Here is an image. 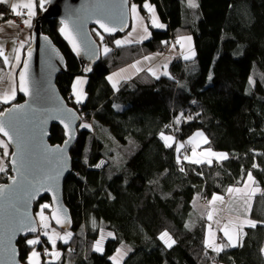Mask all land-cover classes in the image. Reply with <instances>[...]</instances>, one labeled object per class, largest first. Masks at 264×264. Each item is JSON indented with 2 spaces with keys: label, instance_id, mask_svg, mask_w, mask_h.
Here are the masks:
<instances>
[{
  "label": "trees",
  "instance_id": "trees-1",
  "mask_svg": "<svg viewBox=\"0 0 264 264\" xmlns=\"http://www.w3.org/2000/svg\"><path fill=\"white\" fill-rule=\"evenodd\" d=\"M133 1L146 14L145 0ZM147 1L155 4L166 27H151L150 40L127 47L114 43L124 34L104 35L101 42L93 30L102 51L97 62L85 67L91 68L89 72L61 36V23L42 21L43 32L68 60L67 71L57 77L64 98L69 101L78 76L88 79L86 101L78 110L93 117L97 133L81 127L77 132L71 150L73 170L64 184L73 225L61 231L72 235L66 243L56 240L55 246L63 252L60 259L46 256L42 264L50 260L52 264H115L110 258L120 248L126 251L120 264H264V0H198L197 7H190L189 0ZM40 2L38 17L43 12ZM184 33L194 35V60L177 56L169 73L158 79L144 71L119 90L110 84L107 77L112 72L165 48ZM106 44L111 49L108 54L103 52ZM250 78L255 83L250 84ZM22 101L19 93L0 112ZM179 113L192 119L176 123ZM199 130L206 133L210 148L227 153L228 158L213 159L212 165L182 159L177 163V143ZM162 132L174 134L177 141L172 147L165 146ZM51 134L52 143L65 141L62 127L54 126ZM248 172L261 192L245 211L226 193L229 187L244 185ZM214 193L226 196L224 205L217 202L222 213L255 223L247 225L242 241L239 235L235 246H225L219 253L206 247L213 220L199 213L196 203L198 198L210 200ZM41 204L51 205L47 208L51 215L52 202L44 197L35 204L36 216ZM164 231L176 241L170 248L159 239ZM39 232L41 244H26V239L36 236L18 242L24 264L33 248L53 249ZM103 232L107 241L98 252L94 243Z\"/></svg>",
  "mask_w": 264,
  "mask_h": 264
},
{
  "label": "water",
  "instance_id": "water-1",
  "mask_svg": "<svg viewBox=\"0 0 264 264\" xmlns=\"http://www.w3.org/2000/svg\"><path fill=\"white\" fill-rule=\"evenodd\" d=\"M131 4V0H128L127 4H123L122 0H45L43 12L35 21L32 41L24 56V61H28L26 78L30 94L18 90L24 97V101L15 103V105L24 107L7 112L6 110L12 107L10 106L4 110V116L0 117L15 129L14 136L16 133L19 134L25 155L24 178L12 169L10 177H16V183H13L10 177L7 182L0 183V186H4L0 190V264H24L21 261L18 242L21 237L28 238L39 235V221H37L34 209L35 204L40 202L41 198L48 197L51 200L53 210L50 217L57 229L66 231L73 225L70 209L64 199V184L73 170L71 150L78 136L79 125L83 122L81 121V112L64 98L59 89L57 77L60 73L67 71L68 60L53 39L43 32V19H57L62 27L64 26L62 22L68 21V30L80 44V54H77L73 49L71 40L66 33L60 31L61 36L85 68L89 64L97 62L102 51V45L96 40L92 31L99 30L107 37L126 33L132 23ZM122 12L124 13L123 24L121 23ZM97 19H103L106 23L116 27L117 31L110 34L105 33L96 23ZM121 28L123 30H120ZM29 49H31L30 58L28 56ZM93 51H95L94 56L92 55ZM22 70H24V62L19 71ZM61 119L70 122L74 131V138L68 145H64V142H51V130L54 126L62 127L66 133L63 124L60 123ZM41 130L46 132L43 138H41ZM56 146L64 148L62 155L55 151L45 150V147L54 149ZM9 147L12 151L16 150L14 145ZM60 167H63L64 170L55 189L56 198H53L52 192L42 191L35 199L28 200L27 194L33 190V179L41 180L45 176L55 175L56 170ZM10 168H12L11 165ZM59 206L65 210L61 214V219L63 220L66 216L70 221L65 225H58L55 219H52L53 212ZM25 211L27 217L24 215ZM22 223L29 226L34 224L38 232L17 231ZM13 250H15V255H13Z\"/></svg>",
  "mask_w": 264,
  "mask_h": 264
},
{
  "label": "snow or ice",
  "instance_id": "snow-or-ice-1",
  "mask_svg": "<svg viewBox=\"0 0 264 264\" xmlns=\"http://www.w3.org/2000/svg\"><path fill=\"white\" fill-rule=\"evenodd\" d=\"M44 2L45 0H41L40 2V7L44 6ZM123 4H127L128 0H122ZM0 3H10V0H0ZM35 5V0H27L26 3L23 4H18L16 2H11L10 3V7L12 10V13L16 16H21V15H26L27 19L22 20V23L27 26V27H31V17L33 15H35L33 8ZM189 6L190 7H197L198 5H196L195 0H189ZM144 7L147 9V11L151 14V23L153 26L160 28V27H164V25L159 24L157 22V19L155 18V14H154V9L153 6L150 5L147 0H145L144 3ZM26 9V12H22V11H18V9ZM130 12L131 14L135 17V18H139L141 20H143L142 17H138V6L136 4H131L130 6ZM123 16L124 13H121V23H124L123 20ZM3 17V13H0V18ZM6 23L8 24V26L10 27H15L16 23L13 20H8L6 21ZM63 23V27L60 29V31L62 33H66L68 35V37L71 40L73 49L77 52V54H80L81 51V47L80 44L77 42L76 38L74 35H72L71 31L68 30V21L65 20L62 22ZM96 23L99 25L100 29H102L105 33H113L115 31H117V28L112 26L109 23H106L103 19H97ZM120 30H123L122 28ZM135 30V29H134ZM144 30L146 31L147 28L146 26H144ZM0 31H3V28L0 27ZM97 35L100 38V41L103 42L104 41V36L100 33L97 32ZM132 36V33H129V38H125L123 41L122 40H115L114 43L117 47H121L123 45L126 44H131L134 41L132 39H130V37ZM144 38V37H142ZM47 39V38H45ZM191 40V37H181L180 40ZM179 43V41H177ZM25 41H20V47H23ZM14 51H16L18 53V49H14ZM111 51V49L105 45L103 47V52L105 54H108ZM92 55H95V51L92 52ZM192 55H195V53L193 52ZM28 56L29 58L31 57V49H29L28 51ZM0 57H3V62L4 64H9V57L8 55L5 54V51L3 49L2 46H0ZM190 57L188 55H184V59L187 60ZM16 61H20V56L19 54H17L15 56ZM153 59L152 57H148L145 56L144 60H151ZM140 62L137 61L136 64L132 65L131 67H136ZM161 67L166 68L167 65H162ZM27 68H28V61L25 60L24 61V70H22L19 74V90L25 93H29L30 94V89H29V85H28V81H27ZM144 69H140L137 68V71H142ZM85 72H89L91 71V68H85L84 69ZM123 71V70H122ZM147 72H149L153 77H156L157 79L159 78V76L157 75L158 70L154 67V66H149L146 69ZM164 75H167V72L162 73ZM114 75H118V74H114ZM10 77H9V83L5 84V78L0 76V86H3V91H0V103H10L12 100L15 99L16 96V88L11 86L10 83ZM107 79L109 81H112V76L107 77ZM209 79H211V77H209ZM86 80L84 78L81 77H77L76 81L74 82L73 85V95L76 99L77 103H81L83 102L84 98H85V93H83L82 89L79 88V85H82L83 83H85ZM117 83L116 81L113 82V87L116 88L117 87ZM250 84L255 83L251 78L249 80ZM24 106L23 105H12L11 108L7 109V112H12L18 109H22ZM4 116V112H0V117ZM59 118V117H57ZM76 118V117H74ZM192 119V117H185L184 113H179V115L177 116L176 119V123H179L181 119ZM60 123L63 124L64 129L66 130V137L67 139H65L64 141V145H68L71 143L72 139L74 138V131L71 127L70 122H66L65 120L61 119ZM79 127L81 128H88L90 127L89 124L83 123L80 124ZM15 133V129L12 128V126L10 124H8L6 121L0 119V136H2L3 138H0V150H2V153H0V173H5L8 171V165L10 164L12 169L14 171H16L22 178H24V171L23 169L25 168V155H24V150L22 148V143L19 139V134ZM46 135V132H44L43 130H41V138H43V136ZM161 139L164 140L165 142V146L166 147H172L173 145L168 143V141H173L175 142V138L171 135H165L163 132L160 133ZM196 136H203V133H196ZM189 143H191V139L188 141ZM203 143L207 144L208 140L205 137L203 140ZM10 145H14L15 146V151H11L9 150V146ZM185 147L184 143H180L178 145V147L176 148L177 153H179L181 151V149H183ZM46 151H55L57 153H60L61 155L64 152V148L61 146H56L54 149H48L47 147H45ZM197 155V150L195 147H193L191 149V156H189L188 154H184L183 155V160L184 161H189L191 163L194 164H208V165H212L213 163V159L215 158L217 161H222L228 158L227 153H222V152H215L213 151L210 147L207 149H204L200 155L205 157V159H192V157H195ZM8 161V163H5V161ZM177 163H181V158L178 155L177 156ZM98 167L100 165H97ZM253 167H257V165H253ZM63 167H60L56 170L55 175H50V176H45L43 179L41 180H37V179H33L32 181V192L27 194L28 196V200H32L35 199L40 192L42 191H46V192H52L53 193V198H56V192L55 189L58 185V180L59 177L61 176L62 172H63ZM181 171H184V168L181 167L180 169ZM10 179L13 180V183H16V177H10ZM254 178L251 174V172L247 173V181H253ZM247 183V182H245ZM4 186H0V190H2ZM227 193L229 194V196L231 197V203L232 204H236L237 202H239L241 205L244 206L245 211H247L248 207H250L249 205V201L251 200V193L245 191L243 188L241 187H229L227 189ZM217 202H219L220 205H224L226 202L224 200V197L222 195L219 194H213L211 200L208 201V205L210 206V210L207 213V219L209 221H212L215 217L219 216L222 211L223 208H217L216 204ZM27 203V202H25ZM51 207V205L49 204H41L39 206L40 211L37 213V216L39 217V221L40 224L42 226L43 229H45L44 231V235L48 237V241L51 243L53 250L50 252L47 248L44 250L43 255L46 256H50L52 258V260H56L59 258L60 253L58 251H55V245H56V240L53 239V236L49 235L47 229H49V224L46 222L49 218L46 217L44 215V210ZM236 209H232L229 208V211H234ZM65 212V210L63 209L62 206H59L57 208V210L55 212H53L52 214V219H55L56 223L58 225H65L67 223H69L70 221L68 220V218L65 216V218L62 220L61 219V214H63ZM24 215L27 217V212L25 211ZM29 220L31 219L30 217L28 218ZM217 223H219V220L216 221ZM231 223V222H230ZM243 223L249 224L251 226H255V223L250 221V220H244ZM243 224L237 225V228H242ZM17 231L23 232V233H37L38 229L37 227H35V225L33 224L32 226H29L28 224H21V226L17 229ZM208 231L209 233H211L212 231V226L211 224L208 225ZM224 235L228 238L229 240V244L227 245H216L214 242H212L209 239L205 240V244L206 247L208 248H212L214 251H216L217 253H219L220 251H222V248L225 246H235V244L232 242V236L229 235L228 233V225L226 224L224 226ZM54 232V230H53ZM57 237L59 239L64 240V242L66 243L68 239L71 238V233L70 232H66L63 236H59V234H56ZM107 235L109 237L113 236V233H107ZM103 233L101 234V239L97 240L95 245H94V250L95 251H102V247H101V240L103 239ZM160 240H162L165 245L167 247H172L173 244H175V240L172 239V237L170 236V234L167 231H164L160 234L159 237ZM26 244L28 245H38L41 244L42 241L40 240L39 235H37L35 238L32 239H26ZM118 255H122L123 253L121 252L120 249L117 250ZM13 255H15V250H13ZM41 253L37 252L35 250V248H33V251L30 253L29 257H28V264H41L39 258L41 257ZM110 259H112L115 264H120L119 259H117L116 256L111 257ZM45 264H52V261H47L45 262Z\"/></svg>",
  "mask_w": 264,
  "mask_h": 264
},
{
  "label": "crops",
  "instance_id": "crops-1",
  "mask_svg": "<svg viewBox=\"0 0 264 264\" xmlns=\"http://www.w3.org/2000/svg\"><path fill=\"white\" fill-rule=\"evenodd\" d=\"M131 1H132V4L136 3L133 0H131ZM11 2H16L18 4H23V3H26L27 0H10V3ZM147 2L150 5L153 6L154 14H155V18L157 19V22L159 24L164 25V27L157 28V27L153 26L152 23H151L150 26L152 25V27L157 28V29L165 28L166 26L163 23V21H161L159 13L156 10L155 4H153L151 1H147ZM10 3H8V4L10 5ZM37 4H38V0H35V5H34V8H33V11H34L35 15H33L31 17V27H27V26H25L22 23V20L27 19L26 15H21V16H16L15 15L14 17H6V15L3 14V17L0 18V27L3 28V31H0V46L3 47V49L5 51V54L8 55L9 61H10L9 64L6 65L3 62V57H0V76L5 78V84H8L9 83V77L11 78L10 79L11 86L16 88L15 99L17 98V96L19 94V91H18L19 90L18 74L20 72L19 70H20V68L23 65L24 56H25L27 47L31 44V41H32L31 37H32L33 28H34V25H35L36 18L38 17V5ZM136 5L138 6V9H139V4H136ZM144 9L146 11V14L145 13H141V11H138V17L141 14L140 17H142L143 20H141L139 18H135V20H134V16L132 15L133 20H132V17H131V22H132L131 23V27H130L131 30L129 29L130 32L127 31L125 33L128 36H129V33H132V36L130 37V39H132L134 42L131 43V44L123 45V46L127 47V46H131V45H135V44H141V42H145V41L150 40V38L152 36V32L149 30V26L147 25V22H145V17L151 18V14L147 11V9L145 7H144ZM18 11L26 12L27 10L20 8V9H18ZM8 20L15 21L16 26L15 27L8 26V24L6 23V21H8ZM144 26H146V28H147L146 31L144 30ZM127 35L124 36V37H127ZM122 36H120V39L119 38L118 39L122 40ZM105 37H107V36H105ZM142 37H144V38H142ZM185 40H186V42H188V44L186 46V50H185L184 53H180V49H182V46H181L182 44H181L180 38H179V42L180 43H179L178 48L176 49V51H174L175 53L177 52L176 56H174L173 58H171L169 60H165L166 58H164L163 60H161L159 62H155V58H154L153 55H152L153 59L147 60V61L144 60V57H145L144 56V57H142L140 59H137V60L133 61L131 64L125 65L124 67H121V69L112 72L109 75V76H112V81H109L110 84H112V86H113V82L114 81L118 82L117 83V87L115 88V90H119V89H121L122 85L125 82L132 81V79H134L135 77H137L138 75H140L144 71H146V69L149 66H154L158 70V72H157L158 76H161V74L164 73V72H167V74H168L169 70H170V65H171L170 63L177 56H179L182 60L185 61L184 55H188L190 58L187 59L186 61L194 60V58L196 57V52L194 51V48H193V42L191 40L190 41L187 40V39H185ZM20 41H25L23 47H20ZM14 49H18L19 50L18 53L16 51H14ZM193 52L195 53V55H192ZM17 54H19V56H20V61L19 62L16 61V59H15V56ZM147 56L151 57L150 55H147ZM137 61H139L140 63L136 67H131L132 65L136 64ZM162 65H167V67L166 68L161 67ZM137 68L144 69V70L137 71ZM114 74H118V75H114ZM162 75H164V74H162ZM80 77L85 79V76H80ZM87 82H88V79H86V82L83 83L81 85V87L83 85H86ZM81 87L79 85V88H81ZM85 88H86V86H84L82 89L85 90V93H86V89ZM0 91H3V86H0ZM72 96H74V95L72 94ZM15 99L12 100L11 102L15 101ZM85 99H86V95H85V98H84L83 102L86 101ZM10 103H0V109L2 107H4L5 105L10 104ZM0 138H3V137L0 136ZM9 150L11 151V147H9ZM1 151L2 150H0V153H1ZM0 175H1V173H0ZM235 215H237V214H235ZM231 223H233V222H231ZM229 235H231V234H229ZM51 236H53V239L59 240L57 235L51 234ZM59 236H62V235H60V233H59Z\"/></svg>",
  "mask_w": 264,
  "mask_h": 264
},
{
  "label": "rangeland",
  "instance_id": "rangeland-1",
  "mask_svg": "<svg viewBox=\"0 0 264 264\" xmlns=\"http://www.w3.org/2000/svg\"><path fill=\"white\" fill-rule=\"evenodd\" d=\"M195 3H196V5L198 4V0H195ZM133 4H137V3H133ZM188 4H189V2H188ZM138 11H141V8H140V5H139V9H138ZM141 13H144L143 11H141ZM141 16V14L139 15V17ZM132 20H133V17H132ZM134 20H135V17H134ZM145 22H147V25L149 26V30L151 31V27H152V25L150 26V24H151V18H149V17H145ZM130 30H131V28H130ZM130 30H128L129 32H130ZM96 31V33L97 32H100L99 30L97 31V30H95ZM101 33V32H100ZM102 34V33H101ZM103 35V34H102ZM127 34H125L124 33V35L122 36V41L125 39V38H129V36L127 35V37H124V36H126ZM104 36V35H103ZM99 37V36H98ZM181 37H191V41L193 42V48L195 49V43H196V41H195V39H194V35L192 34V33H184L183 35H176V36H174V38L176 39V41L174 42V43H172V44H170L169 45V47H167V48H164L163 47V49H161V50H158V51H155V52H153L152 54L151 53H149V55L152 57V55L154 56V58H155V62H159V61H161V60H163L164 58H166L165 60H169V59H171V58H173L174 56H176L177 55V52L175 53L174 51H176V49L178 48V45H179V43L181 42V46H182V49H180V53H184L185 52V50H186V46H187V44H188V42H186V40L184 39V40H180V42L178 43L177 41H179V38H181ZM120 39V38H119ZM142 43V42H141ZM107 45V44H106ZM156 53V54H155ZM153 64V63H152ZM162 75V74H161ZM78 77H80V76H78ZM87 78H85V80H86ZM76 81V80H75ZM74 85V84H73ZM87 85V84H86ZM86 85H83L82 87H81V85H80V89H82L84 86H86ZM72 90H73V88H72ZM82 91H83V93H85V90H83L82 89ZM72 94H73V92L71 93V95H70V102H71V105L72 106H76V107H80L81 105H82V102L81 103H77L76 102V99H75V97L74 96H72ZM86 94V93H85ZM74 97V98H73ZM86 97H87V94H86ZM72 98H73V100H72ZM2 109V108H1ZM83 116H84V122L86 123V124H89L90 125V127H88V128H90L93 132H94V134L96 133V129H95V126H96V124H95V121L93 120V117H91V119L89 118V116L87 115V114H83ZM203 133V136H196V133ZM97 134V133H96ZM166 135H171V136H173L174 138H175V136H174V134L172 133V132H170V133H167ZM207 138V135H206V133L203 131V130H199V131H197V132H195L194 134H192L191 136H189V138L188 139H186L185 141H183V140H181V141H179L178 143H177V146H176V148L178 147V145L180 144V143H184V145H185V147L183 148V149H181V151L178 153V154H180V156H181V159L183 160V155L184 154H188L189 156H191V149L193 148V147H195L196 148V150H197V155L195 156V157H192V159H197V158H199V159H205V157H203V156H201L200 155V153L204 150V149H207V148H209L210 146H208V143L207 144H205V143H203V140H204V138ZM191 139V143H189L188 141ZM207 140H208V142H209V138H207ZM176 139H175V142H173V141H168L170 144H174V143H176ZM211 149L213 150V151H215L214 150V148H212L211 147ZM12 151V150H11ZM10 151V152H11ZM215 152H217V151H215ZM1 153H2V151H1ZM222 153H224V152H222ZM212 159H215V158H212ZM8 161L6 160L5 161V163H7ZM7 174H8V171L7 172H5V173H1V175H0V179L2 180V181H7ZM247 183H245L244 185H241V186H234V187H241V188H243L245 191H247V192H249V193H251L252 195H251V200L250 201H252V203H253V199H254V196L256 195V193H260L261 192V190H259V188L258 187H256L255 188V186H254V180L253 181H246ZM228 196H227V198L228 197H230L229 196V194L228 193H226ZM222 195V194H221ZM225 195V194H224ZM224 195H222L223 197H226V196H224ZM211 200V199H210ZM208 201L209 200H206V199H202V198H198L197 199V201H196V203H197V208H198V211H199V213H201L202 215L204 214L206 217H207V213H208V211L210 210V206L208 205ZM255 201V200H254ZM50 205V204H49ZM216 207L217 208H219L220 207V205H217L216 204ZM239 209L240 210H242V207H239ZM38 210L40 211V208H38ZM38 211V212H39ZM44 215L46 216V217H48L49 219L46 221L48 224H49V229H47V231H48V233H49V235H51V234H57V232H58V234L60 233V235H64L66 232H61L60 230L58 231L56 228H54V226H53V224H52V220H51V217H50V215H49V213H48V210L47 209H45L44 210ZM39 220V219H38ZM217 220H219V223H217L216 221ZM248 220V219H247ZM230 221L231 222H233V223H230ZM243 219H241L239 216H237V215H235L234 213H232V212H227V211H225V212H223V213H221L219 216H217V217H215L214 219H213V222L212 223H210L211 224V226H212V231H211V233H209V231L207 230V232H206V235H207V237H206V239H209V240H211L212 242H214L216 245H220V246H223L226 242H229V240H228V238L224 235V231H223V229H224V226L227 224L228 225V233L229 234H231V236H232V242L234 243V244H236L237 242H239V239H238V235H240V237H241V241L244 239V237H245V235H246V233H245V228L247 227V225H249V224H246V223H243ZM251 221V220H250ZM237 224L238 225H240V224H243V226H242V228H240L239 230H238V228H237ZM42 228V226L40 227V229ZM53 230H54V232H53ZM44 231H45V229H43L42 228V234L44 233ZM57 231V232H56ZM70 232V231H69ZM103 234H104V236H105V234L106 233H104L103 232ZM223 236V237H225L226 238V240L224 241V238L223 237H220V236ZM103 236V237H104ZM171 236V235H170ZM172 237V236H171ZM101 239V236L97 239V240H100ZM106 241H107V239H105V237L101 240V247H102V249H104V247H105V243H106ZM224 241V242H223ZM96 243V242H95ZM95 243H94V245H95ZM46 248H44V250H45ZM50 252L53 250V249H50V248H47ZM37 252H40L42 255H41V257L39 258V260H40V262H41V264L43 263L42 262V260L44 259V257L45 258H47L46 257V255H43V253H44V250H43V252H41V251H39V250H37V249H35ZM120 250H121V252L123 253L122 255H116V257H117V259H119V261L121 262V257L120 256H123V257H125L126 256V251H125V249L124 248H120ZM55 251H58L59 253H60V256H59V258L58 259H60V257L61 256H63V252L61 251V250H59L58 249V247L57 246H55ZM264 252V251H263ZM49 258H48V260L49 259H51L52 260V258L50 257V256H48ZM58 259H56V260H58ZM53 261H55V260H53Z\"/></svg>",
  "mask_w": 264,
  "mask_h": 264
},
{
  "label": "built area",
  "instance_id": "built-area-1",
  "mask_svg": "<svg viewBox=\"0 0 264 264\" xmlns=\"http://www.w3.org/2000/svg\"><path fill=\"white\" fill-rule=\"evenodd\" d=\"M0 12L3 13L4 15H6V17H14L15 15L12 13V10H11V7L9 4H6V3H0ZM176 41L175 38H172L169 42V44L165 47H169L170 44L174 43ZM70 101V99H69ZM82 106V105H81ZM80 106V107H81ZM78 107V108H80ZM81 121L84 122V116L81 115ZM8 163V162H7ZM12 175V168H10V164L8 165V174H7V181H8V178ZM6 181V182H7ZM42 231V228L40 229Z\"/></svg>",
  "mask_w": 264,
  "mask_h": 264
},
{
  "label": "flooded vegetation",
  "instance_id": "flooded-vegetation-1",
  "mask_svg": "<svg viewBox=\"0 0 264 264\" xmlns=\"http://www.w3.org/2000/svg\"><path fill=\"white\" fill-rule=\"evenodd\" d=\"M71 103V102H70ZM82 105H83V102H82ZM74 107V106H73ZM76 110H78V107H74ZM66 139V138H65Z\"/></svg>",
  "mask_w": 264,
  "mask_h": 264
},
{
  "label": "clouds",
  "instance_id": "clouds-1",
  "mask_svg": "<svg viewBox=\"0 0 264 264\" xmlns=\"http://www.w3.org/2000/svg\"><path fill=\"white\" fill-rule=\"evenodd\" d=\"M6 182V181H5Z\"/></svg>",
  "mask_w": 264,
  "mask_h": 264
}]
</instances>
